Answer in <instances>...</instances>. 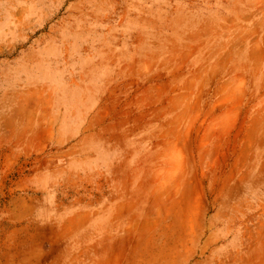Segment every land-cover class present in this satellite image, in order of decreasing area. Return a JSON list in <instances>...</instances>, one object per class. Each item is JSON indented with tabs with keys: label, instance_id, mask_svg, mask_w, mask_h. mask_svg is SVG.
<instances>
[{
	"label": "rangeland",
	"instance_id": "1",
	"mask_svg": "<svg viewBox=\"0 0 264 264\" xmlns=\"http://www.w3.org/2000/svg\"><path fill=\"white\" fill-rule=\"evenodd\" d=\"M0 264H264V0H0Z\"/></svg>",
	"mask_w": 264,
	"mask_h": 264
}]
</instances>
